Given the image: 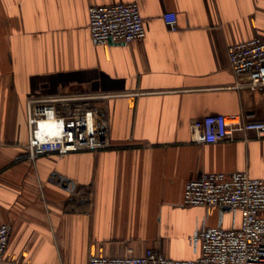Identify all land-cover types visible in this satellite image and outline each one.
Returning <instances> with one entry per match:
<instances>
[{
    "label": "crops",
    "instance_id": "crops-1",
    "mask_svg": "<svg viewBox=\"0 0 264 264\" xmlns=\"http://www.w3.org/2000/svg\"><path fill=\"white\" fill-rule=\"evenodd\" d=\"M131 3L146 37L94 45L88 8ZM256 38L264 40V0H0L4 264H87L129 248L189 261L197 230L238 227L225 208L182 201L186 182L205 173L264 179V139L253 133L249 142L190 143L192 121L209 115L264 121V90L237 88L226 52ZM30 100L42 101L32 109L36 144L54 145L63 125L81 121L109 148L32 160Z\"/></svg>",
    "mask_w": 264,
    "mask_h": 264
},
{
    "label": "built area",
    "instance_id": "built-area-1",
    "mask_svg": "<svg viewBox=\"0 0 264 264\" xmlns=\"http://www.w3.org/2000/svg\"><path fill=\"white\" fill-rule=\"evenodd\" d=\"M163 19L170 32L177 31L174 13L165 14ZM88 21L90 36L96 46H107L110 42L129 44L146 37L144 19L134 3L90 6ZM226 52L229 69L238 81L236 87L263 91L264 40L256 38L229 45ZM40 102H27L28 148L32 160L69 151L96 152L109 148L106 137L99 130L91 131L81 121L63 125L54 145L36 144L32 109ZM249 133H253L255 139H264V121H250L242 115L213 114L192 121L190 143L249 142ZM182 204L206 209L228 207L233 220L239 216V226L226 229L220 224L197 230L191 238L198 252L195 260L167 259L154 249L137 256L129 248L121 257L91 256L87 264H264V179L252 178L247 172L205 173L186 182ZM9 239V226L0 225V264L5 262Z\"/></svg>",
    "mask_w": 264,
    "mask_h": 264
},
{
    "label": "water",
    "instance_id": "water-1",
    "mask_svg": "<svg viewBox=\"0 0 264 264\" xmlns=\"http://www.w3.org/2000/svg\"><path fill=\"white\" fill-rule=\"evenodd\" d=\"M110 45H115V44L110 43ZM61 187L66 190H70V189H73L74 186L69 181H65L64 183L61 184ZM225 210L229 211V208H225Z\"/></svg>",
    "mask_w": 264,
    "mask_h": 264
},
{
    "label": "rangeland",
    "instance_id": "rangeland-1",
    "mask_svg": "<svg viewBox=\"0 0 264 264\" xmlns=\"http://www.w3.org/2000/svg\"><path fill=\"white\" fill-rule=\"evenodd\" d=\"M82 149H85V148H82ZM82 197H85V195H83Z\"/></svg>",
    "mask_w": 264,
    "mask_h": 264
}]
</instances>
